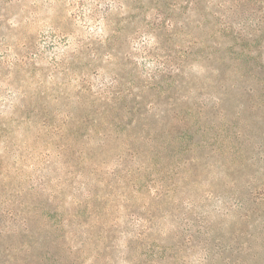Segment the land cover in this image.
<instances>
[{
	"label": "rangeland",
	"instance_id": "1",
	"mask_svg": "<svg viewBox=\"0 0 264 264\" xmlns=\"http://www.w3.org/2000/svg\"><path fill=\"white\" fill-rule=\"evenodd\" d=\"M66 233L86 264H264V0H0V264H68Z\"/></svg>",
	"mask_w": 264,
	"mask_h": 264
},
{
	"label": "trees",
	"instance_id": "2",
	"mask_svg": "<svg viewBox=\"0 0 264 264\" xmlns=\"http://www.w3.org/2000/svg\"><path fill=\"white\" fill-rule=\"evenodd\" d=\"M57 136L59 137L60 140H63L64 137H67V141L70 142L72 137L75 136V134L69 132V133H67L64 136V135H61L59 133ZM69 142H68L67 145H65V143H63V142L60 143V147H59V149L56 148V151H58L57 153L59 155H61L62 158H64L63 164L65 166L66 174L73 179L75 176H78L76 174V164L78 162L77 161V157L81 156V155H79L78 149L74 145L69 143ZM76 155H77V157H76ZM43 157H46V156H43ZM41 158H42V156H41ZM125 171H126V173H124L123 177L127 178L128 175L130 174L131 169H129V167H128L127 169H125ZM92 174H93V172L90 171V176ZM127 182H128V180H127ZM107 187H109L108 188L109 189L108 192H112V191L117 189V187L115 188L114 186H110V185L107 186ZM34 192H36V190ZM90 194H91V191H88L87 194L85 195V197H83V199L87 200L88 197H90ZM65 222L66 223L69 222V223L72 224V219H70V218L66 219V221L65 220L63 221V223L65 224ZM78 222L80 224H82L84 222V220L79 219ZM67 234L68 233H66L65 235L63 234V236H61V237H63L64 239L69 241L68 238L64 237V236H67ZM78 234L79 233L76 232V233H74V236H77ZM87 239H89V236H87ZM66 240H64V244H63L62 249L66 253L67 257L70 260L68 264H86L85 257L84 256L82 257V254H80V251L77 250L76 244H73L72 240L69 241V242H67ZM110 248H113V244L107 245L105 247H100L98 249L97 258H99L100 256L104 255L105 259L109 262L111 260V255H110L111 251H108ZM19 252H21V250H19ZM29 252L32 253L31 251H29ZM47 252H50V251H47ZM44 258H45V261H48L47 264H65V262L60 261L58 259L56 260V258L53 257V256L46 257L44 255ZM18 260H19L18 264H36L33 261V257L31 258V257L25 256V257H20V259H18ZM93 264H95V262ZM174 264H178V263H174Z\"/></svg>",
	"mask_w": 264,
	"mask_h": 264
},
{
	"label": "clouds",
	"instance_id": "3",
	"mask_svg": "<svg viewBox=\"0 0 264 264\" xmlns=\"http://www.w3.org/2000/svg\"><path fill=\"white\" fill-rule=\"evenodd\" d=\"M8 91H11V89H8ZM16 96H17V93H13L12 98H6V99H5V105L2 106L3 109H4V115H6V116H7V115H11V111H10V109H11V107H12V104H14V103H19L18 100L13 99V98L16 97Z\"/></svg>",
	"mask_w": 264,
	"mask_h": 264
}]
</instances>
